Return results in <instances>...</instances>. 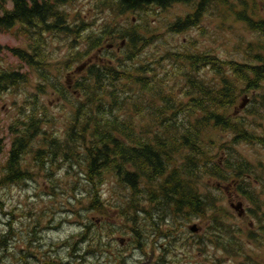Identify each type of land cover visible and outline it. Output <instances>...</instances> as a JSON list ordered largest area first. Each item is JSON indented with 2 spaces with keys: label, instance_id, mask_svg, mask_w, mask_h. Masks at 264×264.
Instances as JSON below:
<instances>
[{
  "label": "rangeland",
  "instance_id": "rangeland-1",
  "mask_svg": "<svg viewBox=\"0 0 264 264\" xmlns=\"http://www.w3.org/2000/svg\"><path fill=\"white\" fill-rule=\"evenodd\" d=\"M191 1V5L174 3L165 8L147 6L142 10L121 11L115 7L114 0H70L60 7H54L61 13V20L65 18L68 22V27L70 24H74L70 33H64L62 27L60 29L42 28L40 33H35L32 28H25L21 23H17L12 28L0 26V70H14L20 74V78L15 80L18 84L15 83L11 86L6 94L0 89V96L3 97L0 99V105L4 104L23 110L21 109V106L24 105L21 101L23 94L16 96L15 103L11 101L10 105L7 104V97L12 99L11 95L14 91L16 93L26 91L33 107L41 104L45 111L40 116L41 121L37 125V129H41V134L38 137L35 136L33 131L36 127L28 130L29 147L23 155L25 159L20 161V166L23 169L31 170L30 184L26 191L24 188L18 190V188L12 187L15 195L13 200L28 202L31 205V211L42 212L41 216L48 225L55 223L54 229L47 232L48 237L53 241L58 240L56 242L60 243L59 240L63 239L66 243L73 239L74 241L70 244H78L79 257L72 258L67 255L66 250L70 244L63 245V264L66 262L87 264L89 250L103 247V239L107 233L128 236L127 229L129 227H133L135 232L134 226L129 224L130 217L138 219V225L143 233L140 238L142 246L171 248L177 252L178 249H187L194 254H200L196 251L197 249L192 250L191 248L197 236H190L186 221L175 227L173 232L178 236V239L171 243V247H168V240L157 237L150 230V220L146 219L148 217L194 215L179 212L174 208L159 214L162 207L149 202L147 196L139 198L137 195H134L138 202L136 212L133 215L123 214L120 211L126 212V209L121 210L120 207L123 204L127 205L132 192L128 184L116 179L110 167L107 169V166L100 164L87 181L85 178L87 166L84 160L81 161L82 156L66 158L60 152L52 154L48 151L49 137L60 139L72 99L64 90H61L58 78L60 75H66V72H71L73 67L78 64L76 61L78 57L71 53L86 49L92 39L97 40L94 44H101V47L98 48L101 49V52L97 53L96 51V54L104 55L111 60V63L117 64L118 59L123 62L125 55L130 56L132 60L125 64V69H131L133 58H136L135 61L141 64L153 65L156 82L160 78L159 75L163 67L166 66L170 69L171 60L180 62L182 59L179 54L185 51L203 50L214 58L218 64L215 66V70L212 69L211 64L198 65L191 70L193 75L201 78L206 84L205 100L209 102L210 106H213L211 105L213 100L218 101L217 109L221 111L220 97L212 98L208 89L220 86L223 83L222 80H229L230 84L236 88L239 105L232 108L231 104L229 107L230 115L236 121L234 129L221 126L208 127L206 131L208 140H197L202 145V149L199 151L203 153V156L199 157L200 171L195 173L196 177L194 178L197 191L204 196V201L201 202L202 212L199 215L216 218L227 217L233 222L237 216L262 217L264 213V146L258 143L259 141L264 142V140H258L259 137L264 138V76L254 80L248 68L241 71L234 69L237 64L256 65L258 63L255 58L256 54L264 58V26L251 30L245 21L237 18L238 13L244 10L249 16H256L257 21L264 23V0H211L198 24L191 26L185 32L177 33L170 29L169 26L174 21L193 12V6L198 0ZM234 10L239 12L234 14ZM47 19V22L51 23L55 17L48 16ZM43 25L42 23L41 27ZM131 27H134L145 37L144 43L137 50L129 46L126 39L122 37V32ZM36 39H39L40 43L37 47L35 46ZM255 42L259 45L256 49L251 48L250 44ZM10 48L25 50L29 59L15 56L9 51ZM50 73L51 80L48 77ZM140 76L149 79V75L145 73ZM247 78L249 81H245ZM166 79L169 84L165 85L164 91H171L176 95L186 91L184 76L180 69H177L175 74L167 76ZM122 83L130 86L132 92L138 90V85L133 83V78L120 80L119 87ZM149 97V93L144 92L140 101ZM247 97L253 99L252 104L247 105L249 100ZM242 98L247 99L244 101ZM155 100V104H157L158 98ZM131 101V99H127L124 102L122 111H126L122 114H125L137 128H140L148 123L149 116L145 113L147 110L141 108L140 101L137 103L140 111L135 113L129 105ZM108 112L110 113L108 109L104 110V118ZM8 133H10L9 127L1 125L0 139H3V136ZM4 142L5 140L0 141V145H2L0 147V162ZM39 148L46 152L47 158L48 156L53 157L51 162L48 160L45 169H40L33 159V153H37ZM125 148L130 149L127 146ZM77 150L82 153V148ZM175 158V162L179 165L181 156ZM228 160L229 164L226 163ZM215 163L218 167L214 168ZM244 163L248 167L243 166ZM251 163L255 165V170L252 169ZM194 165L195 161L187 162L182 166V169L193 172ZM213 170L225 177L224 184L212 175ZM237 177L240 179L238 184L241 187L230 189L229 185L232 183L234 186ZM139 187L140 189L147 188L143 183ZM92 190L99 194L100 210H97L90 201ZM249 196L256 201L259 198L263 200V202L258 201L255 211H251L253 205L248 200ZM100 218L104 220L98 221L97 219ZM119 218L126 224L114 225L113 222H119ZM61 219L62 223L60 224L59 220ZM89 221H91L90 225ZM192 222L202 228L200 233L204 235V238L209 237L206 247L208 264H213L215 256L221 254L218 249L220 247L214 245L218 232L216 228L220 224L207 233L209 218H196ZM225 222L227 223L226 230L232 234L231 222L226 220ZM86 225L89 226L85 227ZM113 227L116 229L113 230ZM153 234L157 238L156 240H154ZM183 236L186 237V247H182ZM224 237L226 240V236ZM232 242L231 236L226 243L231 246ZM124 243L126 244L128 241L125 239ZM127 248H132V245H128ZM60 256V252L55 254V251H52L48 254L47 260L53 262ZM199 258L204 259L205 257Z\"/></svg>",
  "mask_w": 264,
  "mask_h": 264
},
{
  "label": "trees",
  "instance_id": "trees-1",
  "mask_svg": "<svg viewBox=\"0 0 264 264\" xmlns=\"http://www.w3.org/2000/svg\"><path fill=\"white\" fill-rule=\"evenodd\" d=\"M13 1L15 9L12 13L4 15L0 21L1 24H4L3 26L11 25L15 19L16 22L20 21L24 24L30 21L31 28L34 30V20H37V23H42L48 17L45 16L44 8L41 7L38 10L40 7L34 0L29 8L25 0ZM52 1L66 3L69 0ZM114 1L116 2L115 7L121 11L142 10L147 6L165 8L174 3L192 4L191 0ZM210 1L198 0L193 6L191 14L174 21L169 28L179 33L187 31L196 23L198 24ZM1 3L2 0H0V5ZM239 15L241 19L250 24L251 20L244 11ZM67 25L68 22L65 18L62 19L64 33H70L73 30L74 24H70V27ZM122 37L126 39L129 46L136 50L145 41V37L134 27L125 29L122 32ZM123 38L122 40H124ZM95 42L97 40L92 39L86 49L71 53L78 57L76 60L78 64L73 67V73L76 76L66 72V75H60L58 78L61 90H64L72 99L60 139L49 137L48 151L52 154L60 152L66 158L82 156L81 161L84 160L87 166L85 170L87 181L100 164L107 166V169L110 167L115 177L120 182L128 184L132 192L127 205L123 204L120 207L121 210L126 209V212L120 211L123 214L133 215L136 212L138 202L134 195H137L139 198L147 196L149 202L162 207L159 214L174 208L188 215H199L202 212L201 202L204 201V196L197 191L194 178L196 177L195 173L200 171L199 157L203 156V153L199 151L202 149V145L197 140H208L206 136L208 127L221 126L233 129L235 124L229 107L233 104L236 88L230 84L229 80H222L223 83L220 86L208 89L212 98L220 97L221 111H219L217 109L219 102L213 100L211 102L213 106L209 105V102L205 100L206 84L191 72L192 68L204 64H211L212 69H216L217 62L203 50L198 52L190 50L179 54L182 60L180 62L171 60L169 64L171 68L163 67L159 75L160 78L156 82L153 65L141 64L135 61L136 58H133L131 69H125V64L132 60L128 55L124 56L125 61L122 62L118 59L117 64H114L109 58L95 52L94 55L103 58V61L86 62L85 60L89 56L88 52L96 48L97 51L101 47V44L96 45ZM39 44V39H36L35 46L37 47ZM9 51L21 59L29 57L26 51L21 48H10ZM255 58L258 62L256 65L237 64L234 69L241 71L248 68L254 79H260L264 76V58L259 54H256ZM177 69L181 70L186 86V91L180 95L163 90L165 85L169 84L166 77L175 74ZM142 73L149 75V79L140 76ZM9 76L14 81L20 78L18 71L0 70L1 83L8 82ZM48 77L49 80L52 79L51 73ZM125 78H133V83L138 85L136 92H132L130 86L123 83L119 87L120 80ZM245 81H249V79L247 78ZM144 92H148L150 97L141 102L140 99ZM155 98H158L157 104H155ZM127 99L132 100L129 105L135 113L140 111L137 106L140 101L141 108L146 109L145 113L149 116L147 124L137 128L125 114H122L126 111H122V109ZM106 109L110 113L105 114L104 118ZM35 119L32 113L26 126ZM40 121V119L36 120L33 126L37 128ZM125 146L130 149H126ZM99 147L104 148V152H99ZM78 148H82V153L77 150ZM177 156H181L179 165L175 162ZM52 159V156H48L49 162ZM193 161H195L193 172L182 169L184 164ZM226 163L229 164V160ZM127 165L132 166L133 171H128ZM215 167H218L216 163ZM211 173L217 177L216 179L221 178V174L216 171L213 170ZM223 178L225 179L224 176ZM141 183L145 184L147 188L140 189ZM92 191L90 201L97 210H100V198L94 190Z\"/></svg>",
  "mask_w": 264,
  "mask_h": 264
},
{
  "label": "flooded vegetation",
  "instance_id": "flooded-vegetation-1",
  "mask_svg": "<svg viewBox=\"0 0 264 264\" xmlns=\"http://www.w3.org/2000/svg\"><path fill=\"white\" fill-rule=\"evenodd\" d=\"M37 2L40 7L38 10L44 8L46 14L45 16H54L55 19L50 23V26H55L57 29L60 27V17L57 8L58 3H53L52 0H34ZM4 2V3H3ZM27 7L29 8L32 5V0H25ZM9 3V7H8ZM0 21L4 18V15L12 13L15 9V4L13 0H2L0 5ZM61 5H59L60 7ZM241 10L240 12H243ZM239 11L234 10V14ZM239 12V13H240ZM245 12V11H244ZM238 13V19L245 21L246 25L251 30H256L258 27L264 26V23L257 21L256 16H249L246 12V16L251 20L250 24L240 18ZM47 19V18H46ZM46 19L42 22L44 25L41 27L42 23H37V20L33 21L34 32L40 33L42 28H47ZM59 22V23H58ZM17 23H23L14 19L12 24L0 26L5 28H12L17 25ZM20 25V24H18ZM31 22H26L24 24L25 28H31ZM251 48L256 49L259 45L257 42L250 44ZM96 55L92 56L94 62H101L103 58L98 56V59L95 58ZM73 72H68L67 74H72ZM74 74V73H73ZM75 75V74H74ZM76 76V75H75ZM252 79L254 76L252 75ZM8 82H0V89L5 94L10 90V87L15 85L14 79L11 76L8 77ZM256 80V79H254ZM23 94L21 101L24 105L19 108L5 106L4 104L0 105V126L9 127L10 133L6 136H3L5 140L3 143L4 149L1 152L2 160L0 162V264H63L62 252L63 245H68L71 242L64 243L63 239H60V243L53 241L52 238H49L47 235L48 230H53L55 223L48 225L42 215V212H33L31 211V205L26 201L13 200L15 195L13 194L12 187L18 188V190L26 191L30 184L31 170L28 168L23 169L20 166V161L25 159L23 156L26 152L25 150L29 147V135L28 130H32L34 127L36 119H40V116L45 113L44 108L41 104L33 107L29 96L26 91L13 92L10 97H7V101L10 105L15 103L16 96ZM3 98L0 96V99ZM248 98V97H247ZM247 98H242L246 100ZM237 93L234 91L233 107H238L239 103L237 101ZM247 105L252 104L253 99L248 98ZM245 108V107H244ZM34 114L35 120L28 126L26 124L30 121L31 114ZM4 114V116H2ZM239 116V115H234ZM234 124L236 121L232 118ZM234 129V126H233ZM34 134L36 137L41 134L40 128H34ZM256 137V135H255ZM258 140H264V138L259 137ZM23 142V145L21 143ZM259 145L264 146L263 141L258 142ZM2 145H0L1 147ZM104 148L99 147L98 151L104 152ZM97 151V152H98ZM34 160L37 163V166L40 169H45L48 163V158L46 152L42 148H39L37 153H33ZM252 169L255 170V165L250 164ZM243 166H247L245 163ZM263 167L262 164H260ZM130 167V168H129ZM239 168V167H237ZM131 169V170H130ZM128 171H133L132 166L127 165ZM259 172L258 169H256ZM247 176V174H244ZM223 184V176L219 179ZM236 183L233 186L231 183L229 188L232 189L236 187L239 189L241 186L239 183L240 179L237 177L235 179ZM228 184V183H227ZM263 190V188H262ZM248 200L253 205L251 211L257 210L258 201L254 200L251 196L248 197ZM39 215V216H38ZM137 217H130L129 224H132L135 228L129 227L128 236H123L120 234H106L103 243V247L94 248L89 250V258L87 264H208V255L207 249L209 237L200 233L201 227H199L195 222H192L196 218H209L210 222L208 224V231L215 229V227L220 224L216 229L218 230L216 237L215 246L220 247L219 252L215 256L213 264H264V213L262 217H244L237 216L234 218L235 221L231 222L227 217H206L204 215H194L188 217H148L149 224L151 225L150 230L156 234L157 237H163L168 240V247H171V243L178 239V236L175 235V227L181 222H187L186 225L189 226L190 236H197V239L193 241L191 245L192 250L197 249L196 251L200 254H194L191 250H180L177 252L175 249L171 248H147L146 245L141 244V228L138 225ZM102 221L104 219H97ZM119 222H113L114 225H125L126 222L121 218L118 219ZM231 222L232 234L229 230H226L227 223ZM60 224L62 219L59 220ZM238 221V222H236ZM91 221H89V225ZM86 225L85 227L89 226ZM243 225V226H242ZM214 226V227H213ZM113 230L116 227L112 228ZM163 229V230H162ZM87 231V229H84ZM166 230V231H164ZM185 230V229H184ZM186 232L184 231V234ZM232 236L233 242L231 246L226 243L227 240ZM154 237V240L157 238ZM226 236V240L225 237ZM127 240L128 243H124V240ZM148 239V238H147ZM186 237L183 236L181 242L182 247H186L185 242ZM138 242V243H137ZM132 245V248H127L128 245ZM101 245V244H100ZM138 245V246H137ZM67 255L72 257H79V248L77 243H72L68 246ZM52 251L56 253H61L60 258L51 262L47 260L48 254ZM131 252V254H129ZM134 253V254H133ZM133 254V255H132ZM139 254V255H137ZM205 257L200 259L199 257ZM130 257V259H128ZM65 264H70L66 262Z\"/></svg>",
  "mask_w": 264,
  "mask_h": 264
}]
</instances>
